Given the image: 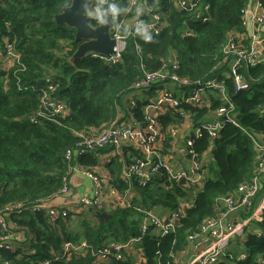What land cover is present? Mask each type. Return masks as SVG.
<instances>
[{
    "label": "trees",
    "instance_id": "1",
    "mask_svg": "<svg viewBox=\"0 0 264 264\" xmlns=\"http://www.w3.org/2000/svg\"><path fill=\"white\" fill-rule=\"evenodd\" d=\"M148 2L161 10L167 26L161 34H153V42L139 39L144 51L142 57L131 37L122 59L111 64L89 54L74 56L81 43L76 41L75 28L56 21V14L70 5L71 0H0V44L8 37L16 44L25 64V69L17 73L16 67L0 70V209L17 201L30 203L59 193L68 170L65 152L79 140L75 131L109 127L118 115V107L121 110L131 107L129 88L144 76V70L161 69L173 54L178 56L177 72L181 77L191 81L212 76L224 78L239 123L245 129L264 133V62L248 71L253 78L251 87L240 92H235L233 80L222 74L227 66L220 65L228 35L232 31H244L241 9L248 0H202L210 5L207 20L194 11L181 10L174 0ZM92 26H96L94 21ZM47 78L57 85L55 97L65 101L70 112L57 121L43 119L32 123L28 116L40 107V89L46 86ZM158 84L161 88L164 85ZM158 84L146 91L158 89H155ZM136 101L132 110L138 119H143L142 109L147 100L144 97ZM222 103L220 95L211 94L210 105H185L193 118V129L212 120L215 114L212 110ZM160 119L167 135V149L171 146L172 129L180 126L184 118L169 111ZM191 137L201 160L208 152L213 158L205 166L207 177L202 185L172 180L165 169L159 173L158 180L148 185L133 181L140 191L143 206L162 204L174 212L181 203L192 202L185 208L175 231L168 235L151 231L142 236L144 264H176V254L188 245L189 235L199 233L206 219L218 216L219 199L232 194L241 182L253 176L257 155L251 138L242 128L226 122L212 141L206 130L200 138H195L194 131ZM101 151L104 150L84 155L77 162L95 167L99 164L96 153ZM112 165L113 180L124 190L128 184L121 179L122 163L114 158L109 166ZM161 182L166 186H161ZM192 191L195 195L188 201L186 198ZM86 208L93 213L95 222L82 220L79 231L68 227L72 220L69 211L66 217L56 219L44 210L12 213L10 217L16 224L25 228L26 249L32 251L0 248V262L44 264L63 252L65 242L84 239L90 245L88 249L81 253L74 251L71 256L54 260L52 264H130L127 259L96 262L92 250L110 242L140 237L135 209L118 207L107 218L103 207ZM251 223H255L258 230L248 232L246 256L233 259V264H260V258L264 257V215L261 221ZM2 233L0 225V235ZM232 262L224 260L218 264Z\"/></svg>",
    "mask_w": 264,
    "mask_h": 264
},
{
    "label": "built area",
    "instance_id": "2",
    "mask_svg": "<svg viewBox=\"0 0 264 264\" xmlns=\"http://www.w3.org/2000/svg\"><path fill=\"white\" fill-rule=\"evenodd\" d=\"M115 3L123 2L121 14L114 23L112 17V27L110 29L111 38L115 40V52L106 55L101 52L91 51L88 54L94 58L101 59L107 63L116 64L122 59L127 47L129 38L134 37V45L137 53L142 57L143 46L138 37L125 35L124 30H132L135 23L144 20L152 26V33L159 35L167 26L168 21L163 16L159 8L149 4L148 0H113ZM175 4L183 11H194L204 20L208 19L209 4L202 0H174ZM143 7L144 12L137 17L136 8ZM200 8L199 11H196ZM244 31H232L228 35V40L223 47L224 56L220 65L225 64L227 68L222 70L224 77L233 80L235 92H240L251 87L253 78L248 75V71L264 62V50L260 51L255 44L258 33L264 24V0H248L241 9ZM119 28H116V24ZM251 27V33H249ZM264 40V35H263ZM144 63L142 64V66ZM180 63L177 54L171 55L164 62L163 67L156 71L144 70V76L136 81L129 88V99L131 107L121 110L118 107V115L109 127L99 130L90 128L89 131H75L79 140L65 152L68 170L63 178V186L60 194H67L71 191V177L75 170V165L80 157L87 155L98 149L105 147H119L121 145H134L136 154L132 159L124 163L122 175L125 181L133 182L137 180L141 186L153 182L159 173L165 169L169 178L177 182L187 181L188 183L202 185L207 177V170L199 153L193 147L194 139L190 136L183 148V153L187 159L189 171L181 170L173 172L167 161L164 159L165 140L167 138L161 117L169 111L178 113L184 118L187 124H193L191 113L185 109V105L194 107H204L210 105L207 101V92L220 95L223 103L212 113L218 119L209 123L203 122L194 129L195 138H200L203 130L208 131L211 141L217 137L219 130L226 122H231L242 128L251 138L254 151L256 153V163L253 176L241 182L237 189L227 196H223L226 208L219 217L206 219L201 226L199 233L189 235V240L193 241L199 251L194 255L189 264H218L221 261L220 255L224 251L229 241L238 234L243 227L251 224L252 221H261L264 215V191H261L260 179L264 173V133L245 129L238 121L236 106L229 98L226 81L224 78L216 76L207 77L191 81L181 77L177 70ZM16 67V68H15ZM144 67V66H143ZM15 68V73L23 71L25 64L22 62V55L16 44L8 37L0 44V70L9 71ZM46 86L41 88V105L28 118L32 123L41 122L43 119L57 121L66 117L70 109L67 103L55 97L57 85L46 79ZM162 82L164 85L158 84ZM158 84V95L152 100H148L143 107V119H138L132 110L137 105V98L134 94L150 90ZM169 84H174L179 88V94L169 88ZM36 89V87H33ZM157 93V92H156ZM211 99V98H210ZM84 172L95 181V191L91 196H83L80 202L85 207H95L101 204V182L97 175L88 169ZM161 175V174H160ZM55 196V195H54ZM52 197V196H51ZM51 197L41 198L35 202L17 201L10 203L0 209V225L3 233L0 235V248H12L13 229L9 224L8 217L12 213L22 212L25 209H32L37 212L44 210L53 219L66 217L68 210L56 207H47V202ZM185 203L180 204L177 211L166 218L149 215L151 222H144L140 227L142 235L132 237L128 241L110 242L97 249L92 250L96 262H108L110 259L126 260V250L136 240H141L142 236L157 230L161 235H168L176 230L179 219L184 216ZM192 205V204H190ZM189 205V206H190ZM243 208L247 216L240 222L228 221L233 211ZM230 219V218H229ZM259 234L261 231L258 232ZM83 249H88L90 245L83 241L80 244ZM77 248L76 243L67 241L62 246V253L53 259H48L44 264H52L54 260H59L65 256H71ZM245 253L238 259L245 258ZM0 264H8L0 262ZM138 264H144L142 262ZM260 264H264V257L260 258Z\"/></svg>",
    "mask_w": 264,
    "mask_h": 264
},
{
    "label": "crops",
    "instance_id": "3",
    "mask_svg": "<svg viewBox=\"0 0 264 264\" xmlns=\"http://www.w3.org/2000/svg\"><path fill=\"white\" fill-rule=\"evenodd\" d=\"M198 8L196 11H199ZM249 33H251V27H249ZM264 24L261 27V30L258 33V37L256 39L255 44L257 45L260 51L264 50ZM169 88L174 91L177 95L179 94V88L174 84H169ZM157 85L155 87L158 88ZM151 91L148 93L147 91L139 92L134 94L135 98L152 100L157 97L158 89L155 90V93ZM157 92V93H156ZM212 92H207L206 98L208 103L210 104ZM126 109V108H125ZM217 115L214 114V118L206 123L217 120ZM113 122V121H112ZM111 122V123H112ZM194 131L193 126L191 124H187L183 122L180 126L174 127L172 129V140L171 146L164 151V159L169 164L170 169L173 172H178L181 170L189 171V166L187 164V159L183 153V148L186 145L188 138L191 136ZM104 151L97 152L96 157L99 160V164L97 166H87L83 165L80 162H77L75 165V170L71 177V191L67 194H60L52 196L47 202V207H56L60 209H66L71 213L72 220L68 223V227L73 231H79L80 225L76 226L78 223L81 224L82 220L87 219L90 222H95V217L93 213H90L86 207L81 205L80 199L83 196H91L95 191V181L91 179L85 172L84 169H88L95 173L101 182V204L100 207H103L108 213L107 218H110L112 214L110 213L112 210L117 209L118 207H133L136 211L137 218L139 219V226L141 227L144 222L150 223L149 215H155L161 218H166L172 214V211L164 207L162 204H156L151 207L141 205V194L139 189L136 187L134 182L125 181L128 186L121 190V187L118 183L113 180V176L111 174V169L114 165L109 166L111 161L114 158H117L122 163V169L124 163L129 158L131 160L137 152L134 148V145H121L119 147H105ZM128 160V161H129ZM213 158L210 152L206 153L202 157V161L204 166H208L212 162ZM122 174V170H121ZM158 176L154 181L158 180ZM261 191H264V173L260 179ZM161 186L165 187L166 184L161 182ZM185 206H189L192 202H183ZM226 208V203L223 199H219V217L222 215L223 210ZM245 210L240 208L235 210L230 215V219L228 221H236L240 222L243 217H245ZM8 221L13 229L12 236V248L22 249L24 252L29 251L31 249H26L28 247L27 239H26V230L22 226H18L16 222L9 216ZM258 230V226L255 223H251L246 227H243L238 231V234L235 235L229 243L226 245L224 251L220 255L221 261L232 262L233 259L240 258L245 253V242L248 236L249 231ZM153 233H160L157 230H154ZM83 241H85L83 239ZM74 242V241H73ZM142 241L136 240L132 245H130L126 250L127 260L130 261V264H138L140 262L144 263L145 254L142 247ZM77 248L75 249V253H81L86 250L80 246L79 241L75 242ZM32 251V250H31ZM30 251V252H31ZM199 251V247L195 245L193 241H188V245L179 251L176 254V264H189L193 259L194 255ZM233 264V262H232Z\"/></svg>",
    "mask_w": 264,
    "mask_h": 264
},
{
    "label": "water",
    "instance_id": "4",
    "mask_svg": "<svg viewBox=\"0 0 264 264\" xmlns=\"http://www.w3.org/2000/svg\"><path fill=\"white\" fill-rule=\"evenodd\" d=\"M35 1V0H32ZM83 0H71V4L65 6L62 12L56 14L57 23H65L76 30V41L81 42L74 54L75 57H84L91 51L101 52L111 55L116 50L115 40L111 38L110 29L112 27V15L109 14L107 26L89 27L83 8ZM195 192H190L187 196L189 201ZM105 216H110L104 213Z\"/></svg>",
    "mask_w": 264,
    "mask_h": 264
},
{
    "label": "clouds",
    "instance_id": "5",
    "mask_svg": "<svg viewBox=\"0 0 264 264\" xmlns=\"http://www.w3.org/2000/svg\"><path fill=\"white\" fill-rule=\"evenodd\" d=\"M83 13L86 19L89 21V27H92V22H95L96 26H107L108 15L111 14L114 23L117 21L121 14V8L118 3L113 0H83L82 2ZM144 12L143 7L138 6L136 8L137 17ZM116 28H119V24H116ZM152 26L146 23L144 20H139L133 26L132 30H124L125 35H132L138 37L146 43L153 42Z\"/></svg>",
    "mask_w": 264,
    "mask_h": 264
},
{
    "label": "rangeland",
    "instance_id": "6",
    "mask_svg": "<svg viewBox=\"0 0 264 264\" xmlns=\"http://www.w3.org/2000/svg\"><path fill=\"white\" fill-rule=\"evenodd\" d=\"M153 93H155V90H154V92ZM208 170H209V168H208ZM82 205V204H81ZM85 207V206H84ZM80 225V223H78L76 226H79ZM78 239H80V238H78ZM79 241V243L80 244H82L83 243V239H81V240H78Z\"/></svg>",
    "mask_w": 264,
    "mask_h": 264
}]
</instances>
